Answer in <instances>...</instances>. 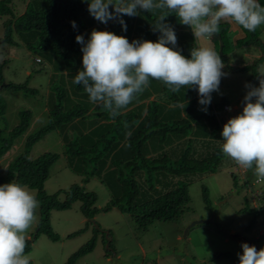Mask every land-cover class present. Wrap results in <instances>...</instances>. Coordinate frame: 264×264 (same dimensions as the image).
Instances as JSON below:
<instances>
[{
  "label": "trees",
  "instance_id": "trees-1",
  "mask_svg": "<svg viewBox=\"0 0 264 264\" xmlns=\"http://www.w3.org/2000/svg\"><path fill=\"white\" fill-rule=\"evenodd\" d=\"M11 2L0 0V14L8 17L3 23L5 34L1 41L15 44L18 43L16 38L21 39L28 47L40 51L44 58L47 54L57 73L51 77L53 84L47 96L49 123L27 137L24 150L9 164L6 174L0 175V185L14 182L38 191L34 196L40 202L41 216L35 234L26 240L25 251L30 250L41 233L52 240L59 239L52 228L51 210L70 209L77 201H81V212L87 217L92 218L98 210L96 193L83 185L75 183L69 189H60L54 194L45 191V182L58 154L46 152L34 159L30 158L29 150L50 130L60 131L63 153L74 173L82 176L85 183L96 177L107 186L112 197L107 209L118 207L129 213L142 228L156 220L168 221L181 215L191 202V181L216 172L223 161L234 163L222 152L226 116L221 113H227L224 106L228 102L224 101L222 109L213 101L209 105H201L198 89L181 88L179 92H172L162 81L150 79L149 86L136 94L133 101L113 119L102 106L90 102L82 85L73 82L74 76L83 69L82 45L76 42L77 35H83L87 42L92 30L96 29L126 36L130 42H155L160 37L153 25L158 12L141 9L135 16L124 15L125 31L118 20H109L107 24L96 20L88 11V0H29L20 14H16ZM258 2L264 6V0ZM72 21L76 22L75 28ZM166 22L177 35L174 47L191 58V50L196 43L191 27L183 25L174 13L166 17ZM262 26L248 31L234 21L220 22V33L210 40L224 62L222 70L251 72V79H257L256 67L264 61ZM250 46L263 50L253 63L233 66L228 62L235 48ZM43 61L40 56L36 58L38 63ZM6 63L0 64V84L5 80L3 68ZM54 77H59L60 81L54 83ZM4 88L37 92L26 83L9 82L2 84ZM179 105H185V108ZM6 109V102L0 96V121L5 118ZM237 115L235 108L234 116ZM32 118L30 110L22 111L19 123L10 129L8 135L0 126V159L14 138L28 129ZM231 175L236 179L234 171ZM61 193L65 195L63 200H59ZM203 198L210 207L209 191L205 185ZM258 198L259 202L251 209L252 220L248 229L264 236L261 233L264 189ZM95 244L96 237H93L74 252L67 264H74L92 251Z\"/></svg>",
  "mask_w": 264,
  "mask_h": 264
},
{
  "label": "rangeland",
  "instance_id": "rangeland-1",
  "mask_svg": "<svg viewBox=\"0 0 264 264\" xmlns=\"http://www.w3.org/2000/svg\"><path fill=\"white\" fill-rule=\"evenodd\" d=\"M28 1L12 0L16 14L25 10ZM7 18L0 14V64L7 61L3 68L5 80L2 84L26 83L37 92L2 89L0 84V96L7 106L5 118L0 121L5 135L19 123L22 111L30 110L33 116L28 129L14 138L11 147L0 159V175L6 174L9 164L24 150L27 137L49 123L47 96L53 84L51 77L57 74L47 54L44 58L40 51L28 47L18 38L15 44L1 41L5 34L3 23ZM261 31L264 39V26ZM197 43L213 48L212 40L206 38ZM193 45L195 47L196 43ZM236 53L239 55L235 56ZM262 54L263 50L257 46L237 47L230 54L228 62L245 66ZM38 56L43 58L42 63L36 62ZM260 65H264V61ZM222 71L224 75L219 91L212 93L211 101L219 109H222L224 101L231 103L238 107L236 111L239 115L246 103V84L259 86V79L252 80L251 72ZM58 80L59 77H54V83ZM46 152L56 153L58 158L45 182V191L54 194L60 189H69L75 183L83 185L96 193L98 210L92 218L85 216L81 212V201L75 202L67 210H51L52 228L59 239L52 240L46 234H39L30 250L25 251L30 264H67L74 252L93 237H96L94 249L74 264H240L239 254L243 251V243L264 248V236L248 229L252 220L251 209L259 202L256 193L264 189V182H258L254 176V167L245 170L235 162L223 161L216 172L204 174L190 182L191 202L181 215L173 220H156L147 228H142L129 213L122 212L118 207L107 209L112 197L107 186L98 178L85 183L82 176L68 167L63 153L64 142L58 129L48 131L33 143L29 156L35 159ZM232 171L236 179L231 175ZM204 185L209 191L210 207L203 198ZM25 187L34 195L38 193L37 189ZM64 198V193H61L59 200ZM38 204L35 220L25 234L26 240L36 232L41 216L39 201ZM196 221L202 222L190 227ZM75 232L78 233L72 235Z\"/></svg>",
  "mask_w": 264,
  "mask_h": 264
},
{
  "label": "clouds",
  "instance_id": "clouds-1",
  "mask_svg": "<svg viewBox=\"0 0 264 264\" xmlns=\"http://www.w3.org/2000/svg\"><path fill=\"white\" fill-rule=\"evenodd\" d=\"M141 9L159 13L153 23L154 31L160 33L155 42H130L126 36L96 29L87 42L83 35L76 36L82 45L83 69L73 82L82 85L90 102L102 106L113 119L149 86L150 79L162 81L172 92L198 89L199 103L209 105L212 93L219 91L224 62L214 48L197 42L219 34L222 20L234 21L248 31L264 25V6L258 0H88V11L96 20L104 24L118 20L125 31L122 17L135 16ZM172 13L191 27L196 38L191 58L174 47L177 35L166 22ZM72 26L76 27L75 21ZM257 78L259 86L246 84L241 114L233 117L235 106H224V110L227 106L231 110L221 113L226 116L222 152L242 169L254 167L256 180L264 182V65L258 66ZM38 206L27 187L14 182L0 185V264H30L25 255V234ZM242 249L240 264H264V248L257 250L245 242Z\"/></svg>",
  "mask_w": 264,
  "mask_h": 264
},
{
  "label": "built area",
  "instance_id": "built-area-1",
  "mask_svg": "<svg viewBox=\"0 0 264 264\" xmlns=\"http://www.w3.org/2000/svg\"><path fill=\"white\" fill-rule=\"evenodd\" d=\"M227 110H231V107H229V106H227ZM240 167V166H239ZM241 168V167H240ZM242 169V168H241ZM261 192H257L256 194H257V196L259 197V194H260ZM262 225H263V227H262V230H261V233L262 234H264V216H262Z\"/></svg>",
  "mask_w": 264,
  "mask_h": 264
},
{
  "label": "water",
  "instance_id": "water-1",
  "mask_svg": "<svg viewBox=\"0 0 264 264\" xmlns=\"http://www.w3.org/2000/svg\"><path fill=\"white\" fill-rule=\"evenodd\" d=\"M222 49H223V43L221 42V46H220V52L222 53ZM202 221H196L195 223H193L190 227H192L193 225H195V224H198V223H201ZM189 227V228H190ZM188 228V229H189ZM188 229H187V231L186 232H188ZM256 248H257V250H259V247L258 246H256Z\"/></svg>",
  "mask_w": 264,
  "mask_h": 264
},
{
  "label": "crops",
  "instance_id": "crops-1",
  "mask_svg": "<svg viewBox=\"0 0 264 264\" xmlns=\"http://www.w3.org/2000/svg\"><path fill=\"white\" fill-rule=\"evenodd\" d=\"M235 108H238L237 106H235Z\"/></svg>",
  "mask_w": 264,
  "mask_h": 264
}]
</instances>
